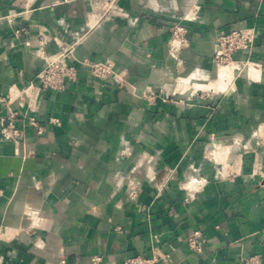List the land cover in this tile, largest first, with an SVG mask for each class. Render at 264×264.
I'll return each instance as SVG.
<instances>
[{"label": "crops", "instance_id": "0c3cea01", "mask_svg": "<svg viewBox=\"0 0 264 264\" xmlns=\"http://www.w3.org/2000/svg\"><path fill=\"white\" fill-rule=\"evenodd\" d=\"M90 12L88 0H0V96L14 99L22 132L0 139V262L264 257V0H118L100 21ZM176 24L189 40L179 51ZM243 28L257 36L234 56L242 72H220L218 34ZM78 39V79L43 90V58ZM106 60L128 90L94 79L88 65ZM196 83L206 96L146 98ZM196 229L201 254L187 246Z\"/></svg>", "mask_w": 264, "mask_h": 264}, {"label": "built area", "instance_id": "2783aa9c", "mask_svg": "<svg viewBox=\"0 0 264 264\" xmlns=\"http://www.w3.org/2000/svg\"><path fill=\"white\" fill-rule=\"evenodd\" d=\"M91 6V16L93 19L100 21L109 15L115 7H117L118 0H88ZM22 29L16 30L19 34ZM257 36L255 28H243L232 29L228 32L219 33L216 40L214 61L221 71L226 67H231L237 73H241L244 65L242 62L235 60L234 56L237 52L243 50H251L254 45L255 38ZM77 42L68 45H59V51L55 54L47 55L44 59V67L39 72L37 79L40 87L43 90L53 89L63 91L66 89L68 81H75L79 76V68L76 66L75 50ZM189 40L187 36V28L183 24H176L173 29L172 39L170 45L175 51H179L182 48L188 46ZM92 76L96 81L103 84L107 80H112L117 85L128 88V84L125 79L115 69L113 61L106 60L104 62H92L88 65ZM219 75V74H218ZM184 80H180L182 82ZM178 84H180L178 82ZM195 84V83H194ZM105 86V85H104ZM197 90L189 88L186 92L178 93L175 95V90L170 89L166 91L164 87H161L159 91L149 90L146 93L147 100L153 104L161 97L164 100H189L194 97H204L206 90L200 88L201 83L194 85ZM29 88L24 89L25 92H29ZM206 96V95H205ZM13 98L11 96H0V102L5 106L13 104ZM8 113L0 117V139L16 140L21 137L22 132L16 124V117L18 112L7 107ZM57 118H52L53 123H58ZM32 125H37L35 118L30 119ZM40 132L42 128H39ZM262 185L264 186V172L261 173ZM204 239L202 238V232L199 229L192 231L187 238V246L190 250L201 254L203 252ZM101 256L94 257L95 264L101 262ZM62 260V264H64ZM176 264L168 254L160 251H153L150 257L143 255L129 256L125 259L123 264ZM0 264H2L0 262ZM241 264H264V257L260 253L251 254L242 259Z\"/></svg>", "mask_w": 264, "mask_h": 264}, {"label": "bare ground", "instance_id": "6f19581e", "mask_svg": "<svg viewBox=\"0 0 264 264\" xmlns=\"http://www.w3.org/2000/svg\"><path fill=\"white\" fill-rule=\"evenodd\" d=\"M224 69H226V70H227V67H226V68H224ZM224 69H222V70H224ZM222 70H221V71H222ZM221 71H220V72H221ZM227 71H228V70H227ZM219 74H220V73H219Z\"/></svg>", "mask_w": 264, "mask_h": 264}]
</instances>
